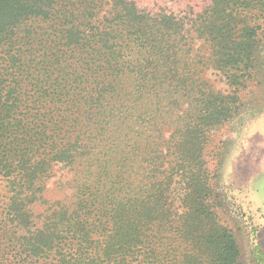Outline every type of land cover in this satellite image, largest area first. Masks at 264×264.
Segmentation results:
<instances>
[{
    "label": "trees",
    "instance_id": "obj_1",
    "mask_svg": "<svg viewBox=\"0 0 264 264\" xmlns=\"http://www.w3.org/2000/svg\"><path fill=\"white\" fill-rule=\"evenodd\" d=\"M257 5L213 0L192 19L129 0H0V264H239L204 159L238 99L202 75L209 63L246 84L257 28L242 17ZM195 39L209 51L197 64ZM58 165L74 178L52 202Z\"/></svg>",
    "mask_w": 264,
    "mask_h": 264
},
{
    "label": "rangeland",
    "instance_id": "obj_2",
    "mask_svg": "<svg viewBox=\"0 0 264 264\" xmlns=\"http://www.w3.org/2000/svg\"><path fill=\"white\" fill-rule=\"evenodd\" d=\"M129 1L146 12L166 9L182 16L193 13L195 16H189L192 19L213 2ZM242 18L257 28L251 77L243 87L238 88L209 63L203 71V79L214 92L238 99L234 116L207 133L204 159L210 172L212 197L219 209V220L236 237L240 250L239 264H264V7L257 5ZM194 41L193 62L197 64L198 56L208 57L209 51L203 41ZM206 62L209 60L206 59ZM73 178L74 174L58 165L46 182V199L54 202L71 195L65 183ZM34 211L41 215L43 205H35Z\"/></svg>",
    "mask_w": 264,
    "mask_h": 264
}]
</instances>
